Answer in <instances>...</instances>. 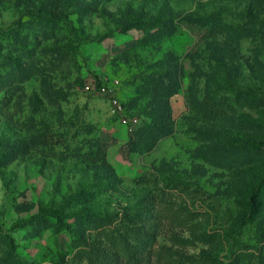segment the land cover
Listing matches in <instances>:
<instances>
[{
    "label": "rangeland",
    "instance_id": "obj_1",
    "mask_svg": "<svg viewBox=\"0 0 264 264\" xmlns=\"http://www.w3.org/2000/svg\"><path fill=\"white\" fill-rule=\"evenodd\" d=\"M244 143L264 0H0V264H264Z\"/></svg>",
    "mask_w": 264,
    "mask_h": 264
},
{
    "label": "trees",
    "instance_id": "obj_2",
    "mask_svg": "<svg viewBox=\"0 0 264 264\" xmlns=\"http://www.w3.org/2000/svg\"><path fill=\"white\" fill-rule=\"evenodd\" d=\"M167 87H169V85H167ZM233 148L235 150H247V151L257 150V151H262L264 149V146H253L251 144L244 143V144H235L233 146ZM260 191H262V193L264 192V179H263V182L261 184ZM251 208H252L253 212H255V209H256L255 202H253L251 204ZM248 219H249L248 220L249 222L252 221V218H248ZM28 221H30V222L34 221V218H31ZM72 236H73V239H75V240L77 239L76 235H72ZM93 254L97 257L99 264H117L116 263L117 259L112 255V253L104 254V253H102L100 251H95Z\"/></svg>",
    "mask_w": 264,
    "mask_h": 264
},
{
    "label": "built area",
    "instance_id": "obj_3",
    "mask_svg": "<svg viewBox=\"0 0 264 264\" xmlns=\"http://www.w3.org/2000/svg\"><path fill=\"white\" fill-rule=\"evenodd\" d=\"M104 89V88H103Z\"/></svg>",
    "mask_w": 264,
    "mask_h": 264
}]
</instances>
